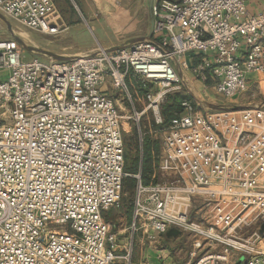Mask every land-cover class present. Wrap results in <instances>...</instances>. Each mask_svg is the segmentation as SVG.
Returning <instances> with one entry per match:
<instances>
[{"label": "built area", "instance_id": "built-area-1", "mask_svg": "<svg viewBox=\"0 0 264 264\" xmlns=\"http://www.w3.org/2000/svg\"><path fill=\"white\" fill-rule=\"evenodd\" d=\"M0 11L61 30L54 0H0ZM152 14L154 41L99 45L71 60L27 61L14 38L0 37V264H130L140 229L151 239L172 227L195 235L198 248L221 247L195 264L231 256L264 264V106L207 110L184 97L182 112L164 115L169 94L190 87L183 72L225 98L245 92L251 75L264 80V11L248 13L245 0H160ZM129 75L145 92L142 110ZM107 86L126 93L138 127L149 110L154 131L163 130L155 183L143 182L141 165L125 170L126 115ZM129 175L133 218L121 243L104 212L119 204Z\"/></svg>", "mask_w": 264, "mask_h": 264}, {"label": "crops", "instance_id": "crops-1", "mask_svg": "<svg viewBox=\"0 0 264 264\" xmlns=\"http://www.w3.org/2000/svg\"><path fill=\"white\" fill-rule=\"evenodd\" d=\"M66 1L68 3L66 2L61 8L59 7L61 10L59 13L56 6L61 30L57 33L59 36L58 47L54 49L55 52L64 55H79L95 52L99 45L109 48L123 44L133 37L149 35L151 32L153 36L154 17L152 9L160 0ZM245 1L248 13L257 14L264 11V0ZM54 3L56 5V2ZM60 14L62 17H60ZM94 31H98V34ZM92 36H94V39ZM178 71L181 73L179 69ZM183 73L190 77L188 73ZM4 75L5 72L0 71V78H3ZM250 78H252V83L256 77L251 75ZM191 79L194 80L195 78L191 77ZM199 85L198 82L194 81L195 89ZM107 91L120 102L116 95L118 91L111 89L109 86H107ZM212 92L215 94L214 91ZM256 229V223H252L244 226L241 231L244 235L245 233L252 235ZM163 235L168 237L167 245L162 247L161 253L153 261L152 256L148 258V261L151 260L150 262L153 264H192L201 251L210 252L221 248L220 246L211 247L208 244L198 248L195 245L196 236L185 231H181L177 236H169L167 232ZM171 250H176V254H179L177 261H172V256H169ZM261 251L264 254V250L261 249ZM240 258L241 256H231L227 261L220 264H240L238 262Z\"/></svg>", "mask_w": 264, "mask_h": 264}, {"label": "rangeland", "instance_id": "rangeland-1", "mask_svg": "<svg viewBox=\"0 0 264 264\" xmlns=\"http://www.w3.org/2000/svg\"><path fill=\"white\" fill-rule=\"evenodd\" d=\"M56 2V6L58 9V13L61 11L60 8L63 4H66V0H54ZM68 3V2H67ZM60 7V8H59ZM62 13V12H61ZM60 17L61 14H60ZM12 22V27L14 29V33L16 35H19L22 37L27 43L38 45L41 47H44L46 49H49L53 52H55L54 48H57L59 41L58 34H49L45 33L39 30L32 29L30 27H27L16 20H12L9 18ZM96 34H98V31H94ZM0 37L1 38H12L11 32L8 30L7 25L0 20ZM94 39V36H92ZM87 40V39H86ZM56 45V46H55ZM35 57H38L42 60L49 61L50 59L37 56L33 53H31L28 50L23 49V59L24 60H32ZM255 77L254 75H252ZM193 77V76H192ZM1 79V78H0ZM191 76L188 77V85L185 83L183 85L181 90L178 91H172L171 94L168 96L167 100V106H164V112L166 115H170V118L175 116L177 113L182 112V108L180 105L181 99L184 97H191L190 91L195 93L202 101L204 102H210V103H228V104H255V103H264V80L256 77L255 80L250 83L251 85L249 88L239 95L232 97V98H225L220 95L214 94L210 89H205L203 84L199 82L196 78L192 80L191 82ZM194 81L198 82L199 87L195 89ZM193 83V84H192ZM127 84L129 86V89L131 93L133 94V97H136L137 102H135L136 110H142L145 106V92L141 91L136 87L135 79L132 75H129L127 78ZM119 98V104L121 105V113L123 115H126V118L123 120L122 125V131L123 135L126 141V153H127V159H126V165H132L135 157H139L140 161L143 156V146H144V139L146 136H152L157 141L158 148L161 147L162 144V136H163V130L154 131L157 129V126L152 120L151 112L148 110L144 116L142 117V121L140 124V127H138L132 119L129 118V116L132 114V109L130 108L128 102H127V95L125 92L118 91L116 94ZM122 98H125L124 104L122 103ZM194 99V98H192ZM196 101V100H195ZM197 102V101H196ZM199 104V103H198ZM142 133L143 140H141L142 137H140V134ZM129 156V157H128ZM155 165H157V162L155 161ZM127 170V169H126ZM128 172V171H127ZM131 173V172H128ZM133 174V173H131ZM130 177H133L132 175H129ZM136 188V187H135ZM122 199L119 202V204L111 207L106 212H104V217L106 220L110 221L113 227L116 231L119 233V241L121 243H126L129 241V234H130V223L132 222L133 218V202H134V196H135V190H131L129 187L122 188ZM131 209V215H129V210ZM257 226V224H256ZM143 230V229H142ZM141 229L137 232L135 236V240L133 242V248H132V255H131V262L130 264H142L148 261L149 257H153V259L161 253V249L163 246H166L167 244V238L163 234H156V238H148V233H145ZM153 233V232H151ZM243 237H249L251 234L245 233V235L242 233ZM170 248V247H169ZM258 249L264 250V238L261 239V242L258 246ZM205 251H201L198 253L197 259L192 262V264H195V262L198 260L199 257H201L204 254ZM120 255H124L125 252L123 249L117 252ZM178 255L176 254V250H171L170 257L172 256V261H177ZM151 259V258H150ZM234 261L233 259H231ZM125 258H119L116 260L115 264H125ZM151 261V260H150ZM149 261V262H150Z\"/></svg>", "mask_w": 264, "mask_h": 264}, {"label": "water", "instance_id": "water-1", "mask_svg": "<svg viewBox=\"0 0 264 264\" xmlns=\"http://www.w3.org/2000/svg\"><path fill=\"white\" fill-rule=\"evenodd\" d=\"M0 20L7 25L8 30L12 34V38H14L21 45V47L23 49L28 50L37 56L44 57V58H47L50 60H71L77 56V55H64V54H60L57 52H53L49 49H46V48L38 46V45L29 44L22 37H20L19 35H16L14 33V29L12 27V22L1 11H0ZM141 40L154 41L153 36H152V32L146 36L130 38L126 42H124L123 44L116 45L114 47H109V48H107V50L108 51H114V50H118L121 48H125V47H128V46L132 45L133 43H135L137 41H141ZM190 94H191V97L194 98V100H196L197 103H199V105H201V107H203L204 109H207V110L239 111V110L259 108V107L264 106V103H255V104H250V103L249 104L210 103V102L202 101V99H200L192 91H190ZM260 232L262 234L264 233V223L262 224ZM180 233H181V230L176 228V227H172L167 231V235H169V236H171V235L177 236ZM243 260H244V257H241L238 262L241 264L243 262Z\"/></svg>", "mask_w": 264, "mask_h": 264}, {"label": "trees", "instance_id": "trees-1", "mask_svg": "<svg viewBox=\"0 0 264 264\" xmlns=\"http://www.w3.org/2000/svg\"><path fill=\"white\" fill-rule=\"evenodd\" d=\"M164 115L166 118V122H168L171 119L170 115H166L165 112ZM158 154H159V148L157 145V141L152 136H146L144 139L143 156L141 161L140 158L137 156L135 157L133 164L131 166L126 165L127 153H126V141H125V170L127 169L126 171L128 172L137 173L141 165L143 182L145 184L155 183L158 180V172H157ZM155 161L157 162V165H155ZM136 183H137L136 178L127 176L123 180V189L129 187L131 190H135ZM129 215H131V209L129 210Z\"/></svg>", "mask_w": 264, "mask_h": 264}]
</instances>
